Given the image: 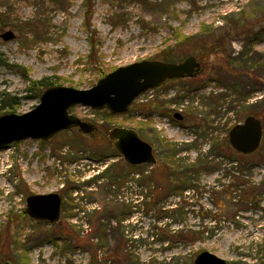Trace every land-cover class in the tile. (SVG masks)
I'll use <instances>...</instances> for the list:
<instances>
[{
  "label": "rangeland",
  "instance_id": "rangeland-1",
  "mask_svg": "<svg viewBox=\"0 0 264 264\" xmlns=\"http://www.w3.org/2000/svg\"><path fill=\"white\" fill-rule=\"evenodd\" d=\"M166 55H193L203 71L145 92L125 114L71 107L94 134L0 148V264H194L203 251L264 264V134L250 155L228 140L249 116L264 131V0H0V93L17 97V114L40 103L24 72L86 90L101 71ZM116 127L153 145L157 163L131 167L109 136ZM171 148L192 169L188 186L171 185L182 172H169ZM119 174L130 178L113 182ZM50 193L62 197L57 222L26 213L29 196ZM113 250L119 261H106Z\"/></svg>",
  "mask_w": 264,
  "mask_h": 264
},
{
  "label": "water",
  "instance_id": "water-1",
  "mask_svg": "<svg viewBox=\"0 0 264 264\" xmlns=\"http://www.w3.org/2000/svg\"><path fill=\"white\" fill-rule=\"evenodd\" d=\"M13 37L12 32L2 35L4 40ZM200 68L198 59L191 55L180 63L142 61L118 67L86 90L62 85L51 86L43 91L40 103L31 111L0 116V148L26 139L48 141L72 128H79L81 132L90 134L94 131V126L71 115V107L82 105L96 111L108 110L113 115L127 113L135 100L148 90L158 88L170 79L194 78ZM176 116L182 118L179 114ZM118 132L122 136H118ZM263 134L261 121L250 116L230 130L229 140L237 152L250 155L260 149ZM110 138H118L115 146L128 164L139 166L157 163L153 146L134 130L113 129ZM61 208L62 197L58 193L31 195L27 198L26 213L39 221L57 222ZM5 264L13 263L7 261ZM194 264L228 263L203 251L194 259Z\"/></svg>",
  "mask_w": 264,
  "mask_h": 264
},
{
  "label": "trees",
  "instance_id": "trees-1",
  "mask_svg": "<svg viewBox=\"0 0 264 264\" xmlns=\"http://www.w3.org/2000/svg\"><path fill=\"white\" fill-rule=\"evenodd\" d=\"M209 37H212V36H209ZM175 38H177V44H179V39H181V41L183 40H186L185 42H193V39L194 38H190L189 39V37H184V36H182V35H179V37H177V36H175ZM182 38H184V39H182ZM182 43V42H181ZM180 43V44H181ZM202 46H203V50L205 49L204 47H208L209 46V40L206 38V39H204V40H202ZM92 46H93V48L95 47V44L93 43L92 44ZM212 48V47H211ZM213 49V48H212ZM214 50V49H213ZM204 52H205V50H204ZM92 57V56H91ZM163 61H165V62H177V61H175V59L172 57V56H170V55H166V57H164L163 59H162ZM255 63V62H254ZM234 65H236V62H234ZM113 70H115V69H113ZM100 78H103L104 76H106L108 73L107 72H105V71H101L100 73ZM24 77H25V79L27 80V82L30 84V87H29V90L30 91H37V93L35 94V96L37 97V98H39L40 96H41V94H42V89H47V88H49V87H51V86H56V85H58V83H57V81H54L51 77H45V78H43V79H41V80H32L31 78H30V76L28 75V73H26V72H24ZM210 99V98H209ZM18 107H19V102H18V99H17V97L16 96H13V95H11V93H9V92H6V91H4V92H1L0 93V115L4 112V113H15L16 111H17V109H18ZM194 112V110H192L191 108H189L188 109V111H187V113L188 114H191L192 115V113ZM173 148H171V150H172ZM176 153H175V150H172L171 151V153H169L168 154V156H167V158H166V161H167V163H168V168H169V172L170 173H172V172H174L175 170L178 172V171H182L181 172V174L180 175H178L177 173H173V174H175V176H173V177H175V179L173 180V183L171 184V185H173V188L175 187V188H179V186H186L187 184L189 185V180H190V171L192 170H190L189 169V166H185V167H179L178 166V159H175L176 157ZM178 160V161H177ZM131 167H133V166H131ZM137 167V166H136ZM136 167H133L134 169L136 168ZM175 168V169H174ZM110 171H112L111 169H106V173L108 174V173H110ZM192 172V171H191ZM131 174V173H130ZM130 174H128L127 175V177L125 176V175H123V174H119V175H110V178L113 180V182L114 181H116L118 178L122 181V183L124 184V182H126V181H128L129 180V178H130ZM140 174V173H139ZM141 175V174H140ZM139 175V176H140ZM134 176H135V174H134ZM144 178H146V176L144 177ZM180 179V182H179V180L178 181H176L177 179ZM118 179V180H119ZM144 181L143 182H145V179H143ZM187 185V186H188ZM176 192V191H175ZM122 221V220H121ZM104 230H105V233L107 232V229H105L104 228ZM104 233V234H105ZM73 237L77 240L78 239V237L77 236H75L74 235V233H73ZM107 243V240H106V234H105V237L104 238H102L101 237V244H100V247L101 248H103L104 247V245ZM97 250H98V248H96L94 251H95V255H96V253H97ZM106 253V252H105ZM111 253V255L109 256V257H107V258H105V260L106 261H108L110 258H111V260L112 259H114L115 261H119L118 259H119V251H116V250H113V252L111 251L110 252ZM94 255V256H95ZM113 262V261H112ZM93 264H94V262H93Z\"/></svg>",
  "mask_w": 264,
  "mask_h": 264
},
{
  "label": "flooded vegetation",
  "instance_id": "flooded-vegetation-1",
  "mask_svg": "<svg viewBox=\"0 0 264 264\" xmlns=\"http://www.w3.org/2000/svg\"><path fill=\"white\" fill-rule=\"evenodd\" d=\"M199 63H200V62H199ZM200 64H201V63H200ZM202 71H203V68H202V66H201V68H200V70H199V72H198L197 74L202 73ZM196 76H197V75H196ZM196 76H195V77H196ZM195 77H194V78H195ZM186 79H188V78L170 79V80H167L166 82H169V81H178V80H186ZM191 79H192V78H191ZM166 82H165V83H166ZM165 83H163L162 85H164ZM162 85H161V86H162ZM161 86H160V87H161ZM155 89H156V88H155ZM149 91L153 92V90H149ZM131 107H132V106H131ZM176 114H177V113L174 114V117H175V118H177ZM179 115H181L182 118H181V119L177 118V119H178L179 121H183V120L185 119V116L182 115V114H179ZM249 117H250V116H249ZM253 117H255V116H253ZM247 118H248V117H247ZM247 118H246V119H247ZM255 118H256V117H255ZM246 119H245V120H246ZM245 120H244V121H245ZM244 121H243V122H244ZM243 122H242V123H243ZM238 124H240V123H238ZM92 125H93V124H92ZM93 126H94V125H93ZM233 127H234V126H233ZM233 127H231V128L229 129V131H228V140H229V133H230V130H231ZM114 129H127V128H124V127H121V128L116 127V128H114ZM95 131H97V127H96V126H94V131H93L92 133L94 134ZM92 133H90V134H92ZM121 133H122V132H121ZM122 134H123V133H122ZM117 135H118V136L120 135L119 132H118ZM109 136H110V134H109ZM120 136H122V135H120ZM124 137H125V136H124ZM124 137H123V138H124ZM117 139H118V138H117ZM117 139H114V145L116 144ZM229 143H230V140H229ZM230 145H231V143H230ZM152 146H153V145H152ZM231 146H232V145H231ZM115 148H116V146H115ZM116 150H117V148H116ZM117 151H118V150H117ZM153 151H154V147H153ZM118 152H119V151H118ZM119 153H120V152H119ZM154 154H155V151H154ZM155 156H156V154H155Z\"/></svg>",
  "mask_w": 264,
  "mask_h": 264
}]
</instances>
